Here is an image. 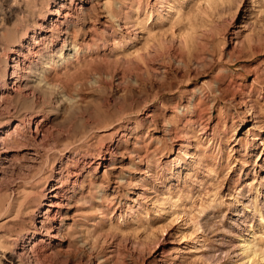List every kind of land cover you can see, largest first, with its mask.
<instances>
[{"label":"rangeland","instance_id":"1","mask_svg":"<svg viewBox=\"0 0 264 264\" xmlns=\"http://www.w3.org/2000/svg\"><path fill=\"white\" fill-rule=\"evenodd\" d=\"M160 1L87 2L70 42L74 37L84 40L104 23L112 24L116 33L120 22L125 39L91 54L90 67L80 69V79L59 73L65 89L42 86L41 69L36 72L35 64H27L24 84L30 93L24 88L11 92L7 98L14 107L0 108V124L9 121V129L31 113L37 120L46 113L48 138L57 146L48 158L68 147L67 158L85 165V191L90 180L115 190L117 181H123L118 189L122 202L110 200L111 219L103 223L109 235L97 243L99 254L81 245L71 251L68 239L43 264H105L100 262L103 256L107 264H171L178 261L175 250L181 258L178 264H264V0H175L179 11L167 7L166 17L159 16ZM18 33L6 32L5 43ZM129 36L137 39L128 43ZM53 54L57 60L62 55L58 49ZM192 54L210 61L205 70L183 67L182 61ZM158 64L166 67L165 79L147 78V65ZM10 66L0 54L1 79L7 67L11 73ZM221 80L230 86L224 99L207 91L200 103L204 111L189 113L193 88ZM244 118L247 125L242 127ZM187 141L189 152L198 151L201 160L179 179L166 176V169L180 161L175 152ZM101 149L115 159L106 171L91 163ZM134 151L152 156L151 176L140 174L146 160L133 157ZM23 163L13 165L16 179L34 168H27L28 160V166ZM5 165L12 167L10 161ZM7 179L11 187L14 179ZM69 215L67 222H72L73 212ZM7 225L1 218L0 236ZM30 227L27 222L12 229L21 233ZM65 233L62 227L60 234ZM248 239L255 254L242 246ZM8 246L11 252L18 250L13 241Z\"/></svg>","mask_w":264,"mask_h":264},{"label":"bare ground","instance_id":"2","mask_svg":"<svg viewBox=\"0 0 264 264\" xmlns=\"http://www.w3.org/2000/svg\"><path fill=\"white\" fill-rule=\"evenodd\" d=\"M89 1L0 0V54L5 55L12 62L11 73L7 67L3 78H0V108L10 111L14 107L12 106L13 102H8L7 98L11 92H21L24 88L25 94L30 93V89L24 84L28 80V71L25 69L27 64V68H31L32 65L29 64H35L36 72L41 69L38 73L40 75L38 83L42 86L65 89L64 84L60 83V74H64L69 80L80 79L84 75L83 71L80 73V69L85 71L90 67L88 57H91V54H98L100 50L106 48L110 49L111 45L116 47L118 39H125L127 35L123 32V26L119 21L116 33H113L115 30L112 24L104 23L100 31L94 30L90 32L88 37L85 34V39L82 41L76 37L71 42L68 40L71 32L75 30L76 24L81 21L79 19L81 13L83 12L84 15V5ZM173 1L175 0L160 1L162 8L159 9V16L164 15L167 7L176 9L178 5L177 3L172 4ZM109 4V1L106 2V6ZM176 10L179 11V9ZM19 16L20 18L16 19V24L14 23L15 25L13 24V28L10 29L9 23L13 18ZM12 29H17L19 33L12 40L9 39L8 43H5L4 39L8 38L6 32ZM136 39L137 36L134 38L129 36L127 42H134ZM25 49H27L28 54ZM45 49H48L47 55ZM55 49L62 53L58 60L53 58ZM28 55L31 56L28 57ZM191 56L192 58L188 57L182 61L183 67L187 70L191 68L205 70L207 68L210 61L205 60L202 56L194 54ZM165 68L161 64L156 67L147 65L145 76L164 80ZM207 91L224 99L230 91V86L225 87L222 80L216 83L206 81L202 85H197L192 90L193 96L188 101L190 104L186 106L190 110L189 113L198 116L204 111L200 103L203 98L207 97ZM70 97L68 96L67 99L72 100ZM40 98L41 95L37 94L36 99ZM252 107L253 103L251 104ZM38 120L37 114L31 113L14 122V127L10 129L9 121L5 123L6 126L0 124V187H3L2 191L0 189V219H6L10 226L7 225L9 228H6L8 230H5V235L0 236V251L2 252L0 264H3L1 263L3 259H6L4 264H43L46 259L54 256L56 248H63L65 240L68 239L69 244L66 248L71 251H77L76 249L81 245L86 247L89 252L99 254L97 253V243L102 240L107 241V235H109L108 230L103 229L105 226L103 223H108L111 219L108 215L109 205L113 204L111 203L112 200L118 198L122 202L118 189L123 181H117L116 190L109 186L95 185L92 180L89 182L91 184V186L88 185L90 186L89 189L87 191L83 189L84 181L82 179L85 174V165L79 164L71 157L67 158L68 153L66 154L65 151L68 150V147L59 149L56 152L59 156L54 153V156H51L53 159L50 160L48 153L57 146H54L48 138L49 118L46 113H43L41 119ZM246 123L247 118H244L241 126H246ZM33 125H35V129H33ZM262 143L264 144V140ZM189 144L187 141L180 150L175 152L180 161L174 162L171 169H166V176L179 179L184 171H191L194 164L201 160L198 151L189 152ZM110 152L107 149H101L99 153L94 155V160L91 163H97V168L99 164L103 165L106 171L111 168L109 164L115 161V159L107 157V155H112ZM131 155L142 162L144 159L146 160L147 167L143 168L140 174L151 176L150 160L152 156H145L136 151ZM27 160L30 166L25 163ZM9 161L12 165V167L8 166L10 169L5 165ZM20 162H24L28 166L27 168L32 166L34 168L32 167L33 169L30 171L27 170L28 172L24 173V176L21 173L22 177L16 179L15 174L18 170L16 171L13 165ZM47 168L51 169V174L46 172ZM8 175L12 179L15 177V183L11 187H9L10 184L7 186ZM147 184H144L145 190ZM71 211L73 212L72 222H67ZM27 222L31 223L29 230L14 233L12 229L14 226L19 225V223L27 224ZM62 227L66 230L65 235L60 234ZM11 241L17 245L18 250L16 252L9 251L10 246L8 245ZM242 246L255 254L254 244L250 239ZM246 255L248 254L246 253ZM107 258V256H103L100 262L107 264ZM174 258L178 261L175 260L176 263L171 264H178L181 258H179L176 250L174 251ZM152 263L156 264L155 261Z\"/></svg>","mask_w":264,"mask_h":264}]
</instances>
